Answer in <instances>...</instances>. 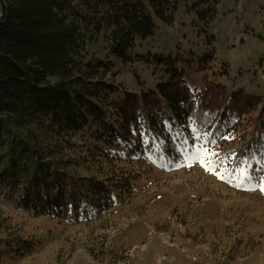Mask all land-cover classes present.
I'll list each match as a JSON object with an SVG mask.
<instances>
[{"label":"rangeland","instance_id":"rangeland-1","mask_svg":"<svg viewBox=\"0 0 264 264\" xmlns=\"http://www.w3.org/2000/svg\"><path fill=\"white\" fill-rule=\"evenodd\" d=\"M197 1L181 0L174 25L137 42L130 63L107 58L114 69L105 82L119 91L95 104L122 138L108 142L96 124L55 140L61 164L74 162L79 177L110 190L108 207L69 222L21 212L17 197L0 195V264H264V0H199L214 5L210 25L196 18ZM86 52L88 60H106L101 39ZM208 53L213 61L198 72L192 63ZM159 55L166 59L153 58ZM180 72L199 92L207 76L260 105L215 136L191 125L172 131L160 120L150 128L151 108L139 101L125 136L115 123L124 94L142 99ZM240 169L248 179L237 186Z\"/></svg>","mask_w":264,"mask_h":264},{"label":"trees","instance_id":"trees-1","mask_svg":"<svg viewBox=\"0 0 264 264\" xmlns=\"http://www.w3.org/2000/svg\"><path fill=\"white\" fill-rule=\"evenodd\" d=\"M180 1L0 0V195L17 197V210L78 222L108 207L110 190L95 178L79 177L74 162L61 164L55 140L96 124L108 142L122 138L95 104L119 91L105 82L114 69L107 58L130 63L137 42L174 25ZM213 6L198 0L196 18L210 25ZM98 39L106 46V60H88L86 48ZM208 40L211 45L214 37ZM212 59L208 53L192 65L204 72ZM201 83L199 92L187 86L184 73H169L154 94L142 99L124 94L115 106L118 129L131 135L142 101L151 108L150 128L160 120L172 131L191 125L199 133L213 129L222 136L260 105V98L228 93L207 76Z\"/></svg>","mask_w":264,"mask_h":264},{"label":"snow or ice","instance_id":"snow-or-ice-1","mask_svg":"<svg viewBox=\"0 0 264 264\" xmlns=\"http://www.w3.org/2000/svg\"><path fill=\"white\" fill-rule=\"evenodd\" d=\"M197 158L201 155L200 150H197V152L194 154ZM204 161H202V166H203ZM208 163H211V161H208ZM236 171V170H234ZM221 179H223V176H220ZM235 179L238 181L237 186H239V184H242L245 182L246 179H248L247 175H246V169H240L239 173L235 176ZM260 191L264 192V183H261L260 185Z\"/></svg>","mask_w":264,"mask_h":264},{"label":"crops","instance_id":"crops-1","mask_svg":"<svg viewBox=\"0 0 264 264\" xmlns=\"http://www.w3.org/2000/svg\"><path fill=\"white\" fill-rule=\"evenodd\" d=\"M184 81H185V83L187 84V86H189L191 89H194V90H199L197 87H195V86H192V85H190L188 82H187V74L186 73H184ZM233 90V89H232ZM254 96V95H253Z\"/></svg>","mask_w":264,"mask_h":264}]
</instances>
